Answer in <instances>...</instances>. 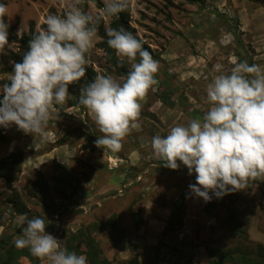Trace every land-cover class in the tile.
<instances>
[{
    "label": "rangeland",
    "instance_id": "rangeland-1",
    "mask_svg": "<svg viewBox=\"0 0 264 264\" xmlns=\"http://www.w3.org/2000/svg\"><path fill=\"white\" fill-rule=\"evenodd\" d=\"M99 1L104 6L108 2ZM68 2L0 0L7 6L4 19L9 25L8 45L0 49V86L10 83L14 58L22 61L27 52L20 43L23 36L44 27L47 15L63 16ZM87 2V14L99 15L95 0ZM128 9L131 27L159 62L158 84L141 102L140 130L125 137L118 152L97 147L102 133L78 102L81 81L70 84L66 102L53 108L43 139L35 142L14 125L0 128V167L19 157L18 166L10 167V180L0 177V236L24 227L17 209L25 208L29 219L45 220V231L62 247L70 233L115 217L119 233L108 228L93 234L112 264H132L134 259L173 264L179 251L193 264H211L216 252L253 256L264 247V177L206 203L189 190L195 174L190 176L182 164L177 170L163 166L153 155L151 138L202 119L210 107L207 84L218 74L230 73L234 63L264 66V0H202L200 5L130 0ZM102 18L107 31L110 19ZM102 41L97 35L88 65L96 76L110 75L122 83L126 75L107 62L99 49ZM122 63L129 71L130 65ZM180 195H185L183 226L170 232L168 218ZM235 218L238 232L230 229ZM19 236L14 234L13 240Z\"/></svg>",
    "mask_w": 264,
    "mask_h": 264
},
{
    "label": "clouds",
    "instance_id": "clouds-1",
    "mask_svg": "<svg viewBox=\"0 0 264 264\" xmlns=\"http://www.w3.org/2000/svg\"><path fill=\"white\" fill-rule=\"evenodd\" d=\"M81 3L69 0L63 16L47 15L22 62L14 63L10 83L0 86V128L14 125L35 142L43 139L53 108L66 102L70 84L85 77L101 18H119L130 0H108L96 17ZM7 11L0 3V49L8 45ZM106 36L108 46L130 70L122 83L97 75L81 86L78 102L102 133L97 147L118 152L125 137L141 128V102L158 84L159 62L123 27L108 29ZM206 99L210 107L202 119L173 126L164 136L154 135L151 148L163 166L177 170L182 164L190 176L195 174L189 190L207 203L264 177V66L234 63L230 73L218 74L207 84ZM18 219L24 227L14 241L16 248H27L49 264H88L85 255L67 250L45 231L44 219L26 214Z\"/></svg>",
    "mask_w": 264,
    "mask_h": 264
},
{
    "label": "trees",
    "instance_id": "trees-1",
    "mask_svg": "<svg viewBox=\"0 0 264 264\" xmlns=\"http://www.w3.org/2000/svg\"><path fill=\"white\" fill-rule=\"evenodd\" d=\"M83 10L87 13L88 2L87 0H82ZM99 9H103L104 5L101 4L99 0H95ZM186 2L190 5H200L202 0H186ZM110 19V28L119 29L123 27L127 32L133 34L135 38L142 41L143 47L147 49L151 54V48L148 44H146L141 38H139L136 34L134 28L130 25V11L127 9L126 11L119 14V18L108 17ZM103 18H101L98 25L97 35L102 38V43L99 44V49L105 52L107 62L110 63L114 68L117 69V73L122 75L124 73L127 74V69L123 67V63L116 55L115 51L111 49L107 44L108 37L106 36V31L103 30ZM34 34L33 28L30 29V33L27 36H23L20 40L22 47L26 48V51L29 50V42L32 39ZM16 63L22 62L19 58H14ZM96 77V71L86 66V74L85 77L81 79V82L85 84L86 82H90ZM168 100L164 101V104H169ZM78 102H75L77 104ZM19 157L16 156V160L12 162L3 161L0 167V177L6 178L10 180L9 175L12 170L11 166H18ZM256 181V180H254ZM185 195H180L178 199L173 203L170 215L168 218V224L166 228L170 229V232L176 231L183 226V217L185 212ZM68 208L65 209L67 211ZM19 214H27V209H17ZM136 217L138 216L135 215ZM138 221V219H136ZM139 223L141 220L138 221ZM109 228V232L119 233L116 223L115 217L111 219L110 222L102 223V224H91L85 228L79 229L77 232L70 233L65 242L64 248L69 251H75L77 254L85 255L87 257L88 264H112L111 261L106 258L103 254L102 248L100 247L99 242L95 239L93 234H99L100 232L107 230ZM234 232H238L241 230L240 224H238V219L230 224V229ZM23 227L15 229L14 234L16 236L21 235ZM14 234L3 233L0 236V264H41V260L32 256L27 248L18 249L15 247L13 236ZM114 246H117L116 243ZM212 251L211 249L209 250ZM213 256L216 258L212 260L211 264H264V247L259 246L258 251L253 256H248L246 253L242 252H234L227 251L226 253L216 252L213 253ZM23 260H26L28 263H24ZM132 264H142L141 262L134 259L130 261ZM173 264H193L192 259L185 257L181 251L178 252V255Z\"/></svg>",
    "mask_w": 264,
    "mask_h": 264
},
{
    "label": "crops",
    "instance_id": "crops-1",
    "mask_svg": "<svg viewBox=\"0 0 264 264\" xmlns=\"http://www.w3.org/2000/svg\"><path fill=\"white\" fill-rule=\"evenodd\" d=\"M154 221H156L155 219H154ZM148 224V223H147ZM42 260V259H41ZM25 263H27V261L25 262ZM43 262H41V264H42Z\"/></svg>",
    "mask_w": 264,
    "mask_h": 264
}]
</instances>
